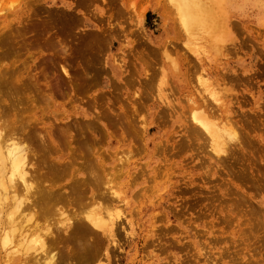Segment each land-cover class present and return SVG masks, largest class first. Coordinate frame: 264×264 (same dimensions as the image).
<instances>
[{"label":"bare ground","instance_id":"6f19581e","mask_svg":"<svg viewBox=\"0 0 264 264\" xmlns=\"http://www.w3.org/2000/svg\"><path fill=\"white\" fill-rule=\"evenodd\" d=\"M169 1L177 10L180 25L194 40L201 38V33H208L216 41L229 39L223 21L210 13L224 9V0H208V5L202 0ZM29 9L20 3L0 6V264H73L72 259L79 264H98L103 258L109 261L113 250L108 244L119 247L118 226L125 225L127 232L135 221L126 192V179L133 174L129 169L132 163L126 157L130 152H119L117 144L112 143L119 138L130 144L138 134L144 139L152 127L137 134L130 109L114 105L109 96L105 97L110 92L108 87L107 92L88 98L87 93L98 85V76L104 71L102 65H97L95 33L80 37L79 45L70 47L48 36L43 21H32ZM198 43L194 41L191 51L202 62L207 51ZM137 55L140 66L149 65L145 53ZM173 62L176 61L172 59L171 65H175ZM136 74V69L112 71L115 79L129 84L136 80ZM201 77L207 95L187 96L185 107H174L168 101V107L173 109L169 118L179 129L172 136V148L180 151L184 139L198 144L206 140L215 155L214 163L226 168V185L240 191L239 179L243 176L239 175L244 172L252 182L259 180L250 163L255 159L251 151H246L245 163L234 172L233 181L231 177L232 161L248 137L243 129L237 131L236 123L240 121L235 117H241L240 101L234 94L232 107L226 84L213 86L208 77ZM148 139L154 143L155 136L147 137L145 146ZM231 145L236 148L231 150ZM220 153L227 155L221 158ZM191 171L187 175L192 178ZM134 173L144 179L149 169ZM241 201L244 197L226 204L220 219H238L241 211L232 209ZM123 206L127 216L120 223L117 211ZM139 207L134 213L142 218L147 211ZM248 219L249 215L246 224L251 226ZM216 220L214 223L220 224ZM202 231L201 237L210 239L207 235L212 234L217 238L214 232ZM198 234L197 230L195 236ZM253 237L260 236L252 234ZM192 244V264L200 258L204 264H216L222 258L218 248L215 251L208 244L205 248ZM185 258L173 256L170 264H190Z\"/></svg>","mask_w":264,"mask_h":264},{"label":"rangeland","instance_id":"374dc122","mask_svg":"<svg viewBox=\"0 0 264 264\" xmlns=\"http://www.w3.org/2000/svg\"><path fill=\"white\" fill-rule=\"evenodd\" d=\"M202 2L209 4L208 0ZM19 3L32 10L28 12L34 17L32 21H43L48 36L70 47L78 46L80 37L95 33L97 65L104 71L88 98L107 92L108 87L105 97L130 109L137 134L152 127L144 139L138 134L130 144L119 138L112 143L119 152H130L126 157L133 174L126 179V192L135 221L127 232L125 225L118 226L119 247L108 244L113 253L109 261L103 258L98 264H170L173 256L178 260L187 257V263L192 264V242L199 248L206 244L211 250L218 248V256L222 255L218 264H264V0H224V9L210 11L227 27L229 39L220 41L208 33H201L198 40L189 36L169 0H0L1 7ZM194 41L207 51L202 62L191 51ZM138 53H145L149 65L140 66ZM76 54L81 56L78 51ZM172 59L175 65H171ZM81 62L87 65L84 58ZM124 69L139 72L133 83L120 82L112 75V71ZM201 76L208 77L213 86L226 84L232 107L234 94L240 101L241 117H233L240 121L237 131L243 129L248 137L232 161L231 177L233 181L234 172L245 163L246 151H251L255 159L250 163L259 178L255 183L246 177L247 171L239 175L244 177L239 179L240 191L226 185V168L214 163L215 155L206 140L198 144L184 139L180 151L172 148V136L179 129L169 118L173 109L168 101L174 107H185L187 96L207 95ZM149 136H155L154 143L148 139L145 146ZM226 155L220 153L219 157ZM141 169H149L144 179L134 173ZM190 169L192 178L187 175ZM239 197L244 201L232 209L241 211L238 219L233 216L222 221L225 205ZM138 205L140 211H147L142 218L134 213ZM117 212V221L122 223L126 209L123 206ZM248 215L251 226L246 224ZM216 219L220 224L214 223ZM202 229L214 232L217 238L212 234L207 235L210 239L201 237ZM252 234L260 237L252 238ZM246 238L249 240L244 241ZM203 261L200 258L196 264ZM72 262L79 264L74 259Z\"/></svg>","mask_w":264,"mask_h":264}]
</instances>
